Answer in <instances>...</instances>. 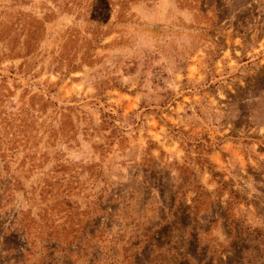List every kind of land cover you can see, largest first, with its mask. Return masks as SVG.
Instances as JSON below:
<instances>
[{
    "label": "rangeland",
    "instance_id": "obj_1",
    "mask_svg": "<svg viewBox=\"0 0 264 264\" xmlns=\"http://www.w3.org/2000/svg\"><path fill=\"white\" fill-rule=\"evenodd\" d=\"M0 264H264V0H0Z\"/></svg>",
    "mask_w": 264,
    "mask_h": 264
}]
</instances>
